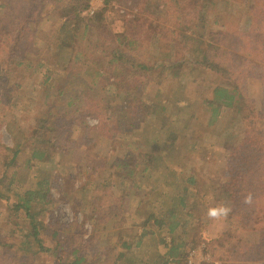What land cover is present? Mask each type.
Here are the masks:
<instances>
[{"label":"trees","instance_id":"trees-1","mask_svg":"<svg viewBox=\"0 0 264 264\" xmlns=\"http://www.w3.org/2000/svg\"><path fill=\"white\" fill-rule=\"evenodd\" d=\"M91 2L0 0V114L20 133L12 146L0 137V202L26 222L0 216L9 226L0 229V264H44L47 257L54 264H189L201 244L212 261L202 264H264V131L260 96L251 95L264 89V0H104L94 16H83ZM153 46L161 52L155 60L166 47L181 56L148 62ZM75 64L96 81L112 76L104 87L120 101L90 97L72 112L73 103L61 110L71 71L65 67ZM169 78L177 79L174 97ZM165 113L172 120L158 123ZM23 114L35 117L30 135ZM182 115L198 123L180 126ZM191 127L199 128L192 138ZM100 136L130 154L94 158L86 173L95 178L80 187L88 211L100 210L107 223L112 249H89L78 237L86 228L41 218L56 201L65 154L93 147ZM204 139L222 145L218 172L169 168L170 147L189 152ZM213 199L231 211L224 229L209 237L201 219ZM134 203L150 214L131 210Z\"/></svg>","mask_w":264,"mask_h":264},{"label":"rangeland","instance_id":"rangeland-1","mask_svg":"<svg viewBox=\"0 0 264 264\" xmlns=\"http://www.w3.org/2000/svg\"><path fill=\"white\" fill-rule=\"evenodd\" d=\"M92 2L98 9H100L103 6L104 0H92ZM147 50H148L147 51L148 56L145 55L144 59L147 60L148 62L160 61L161 59L165 61V60H168V58L169 60H172V59H176L179 56H181L179 51L171 52L169 48L166 47L164 56L162 58H159V60H155V58H157L161 54L160 49L153 46L152 49L148 48ZM166 54H170V55H166ZM174 54H176V56L171 57ZM66 69L71 70V71L68 73V76H67L68 84L65 87L66 92L63 98V105L66 106V108L60 107L61 110L63 111L65 109L67 110L68 108L67 105L73 103L74 105L72 107L69 105V109L72 112V110H74L80 105L82 100H85L86 98H90V97L98 98L97 99L98 102L106 101V102H109L110 104H113V101H112L113 99L118 100V102L120 101L113 94L111 93L107 94V88L104 87V84L106 83L111 84L114 81V78L110 76L109 74H106L105 76L101 78H98V80L96 81L92 77H90L88 74L86 73L84 74L83 69H78L76 64L74 65L73 68H71L70 65L66 66L65 70ZM122 72L123 70H121V73ZM176 80L177 79L173 80L169 78V79H165L164 81V83L167 84V86H169L170 88L167 90V92L169 91L168 94L171 97H174L175 93L178 92L175 90V88L177 87ZM194 82L196 81L194 80V81H191L190 83L192 84ZM147 92L149 95H153L152 92H150L149 90L148 91L145 90V94ZM251 95H253L254 98H256L257 96H260V99L257 103L260 107V110L258 111V113L259 115H262V119L258 121V128L264 131V89L262 88L260 90H257V88H252ZM202 107H204L203 104H202ZM31 111L39 112L40 106L37 104L36 105L33 104V109ZM21 112H24V111H21ZM186 114H189V113L187 112ZM2 116L3 115L0 114V137H1L2 142L12 146L14 145L16 139L18 138V137H15V135H18L20 133L17 131L18 127H15V129L8 128L6 126L5 121L2 119ZM35 116H40V115L35 114ZM22 117L24 118V120H22L23 129L26 132H28L30 135L35 129L33 128L35 124V117L30 114L28 116L26 114H23ZM30 117H33V118L30 119ZM176 119L178 120V122L180 121V126H182L183 124L185 125L186 123H192V124L198 123V122L190 121V117L186 115H182L180 117H177ZM156 120L158 123H160L162 121L164 122L166 120H172V119H170V115L168 113H165L161 117L156 118ZM89 121L91 122V124H96L97 121L99 120L98 118L90 117ZM191 128L195 129L196 131L194 132L191 131L189 135L190 138L196 135V133L198 132L197 130H199V128H194V127H191ZM219 129H223V126H221ZM206 132H208V130L204 131V133ZM218 134L225 135V134H222L220 131L218 132ZM199 135L201 136L202 133H200ZM75 138L76 139L74 141L75 142L74 144L77 143L80 145V141H81L80 135H76ZM170 148L168 152H166L165 154L167 164L170 165L169 168L183 167V168H187V171H190L195 166H198L199 168H201L203 167V165H205L206 168L209 170H216L218 172L221 169V167L214 164L218 156L220 154L222 156L223 149H222L221 144L212 145L209 140L204 139L201 142V145L198 148H195L193 151L192 149H190L189 152H185V150L182 151V149L170 150ZM70 153L71 154H68V153L65 154V161L63 164L60 165V167L65 168V172H63V177L62 178L56 177L55 190H54V196H55L56 201L50 207L49 210L43 213V217L41 218H43V220L45 221H48V220L54 221V219H58L62 223L68 226L72 224V227L69 226V228H75V231L79 230L82 232L83 228H86L87 230L86 233H82V235L78 234L77 232L76 233L78 234L79 238L84 239V243L87 244L89 249H90V246H93L95 249H97L96 248L97 244L98 246L102 244L105 246V248L109 246L112 249V245H110V242L107 238V234L104 236V231L107 230L108 232L109 230V228L107 227V223L103 224L101 221V218H99L100 210L97 211V214L96 213L92 214V212L88 211L86 205L83 203V196L81 195L82 191L80 190V187L86 181L85 178H88V177L95 178L93 176H88L91 174L87 175L86 173L87 169L90 170L92 168V165H95L94 162L92 161L94 158H97L101 162H104L105 159L116 158V157H119V159L123 160L126 157H128V155L130 154L128 151H125V149L121 150L120 147L116 145V141L114 138L106 139L103 136H100L99 140H95L93 147L83 148L77 151L73 150ZM179 159H182L184 162L183 161L179 162L178 161ZM222 159L223 158H221V160ZM226 159L228 161V164L230 165L229 159L227 157ZM172 162L174 164H172ZM56 163L57 162L53 164L54 166L53 168L55 170H58ZM83 167L86 169H83ZM104 169L105 168H99V171H103ZM229 169L230 167H228V169L225 171V174H227V171ZM158 183H159L158 186L163 185V183L160 181H158ZM220 197L221 195L217 196L216 198H220ZM100 198H104L106 202L110 200V197H105V194L100 195ZM220 204L221 202L216 199H213V201L212 200L207 201V205L209 206L208 209L210 207H214ZM129 208L131 210L135 209L141 212L145 211L146 215L150 212V211L148 212L146 211L143 203H141L140 205H137V203L131 204ZM101 211L103 212L102 209ZM207 211L208 210L202 211L203 216H202L201 222L202 220L204 221L203 223V229L205 231L204 233H205V236L215 237L217 234H219L224 229L226 225V221L229 218V214L226 217H223L217 220V219L209 218L207 215ZM6 212L9 214V217L12 220H17L18 218H20L18 216L19 214L15 210L10 208L8 205L0 202V216ZM131 212H134V211H131ZM135 217L139 219V217L137 216ZM18 221L21 223H26L23 218H20V220ZM6 227H9L8 222L4 221L3 218H0V229L3 230ZM168 240L171 241V239H168ZM47 243L48 245L52 244L50 240H48ZM71 244H74V246L76 244H81V240H76L72 238ZM196 248H195L196 250H199L197 255L192 256L190 253L189 260L193 258L196 264H202L204 262H207V259H201L203 255L204 256L208 255L207 251L205 250L204 244L198 245ZM191 252H194V250H192ZM40 260H43L42 262L44 264H54L53 259L49 257L42 258ZM216 261L218 264H222L220 260H216ZM120 264H129V262H126V260L124 261L122 260Z\"/></svg>","mask_w":264,"mask_h":264},{"label":"clouds","instance_id":"clouds-1","mask_svg":"<svg viewBox=\"0 0 264 264\" xmlns=\"http://www.w3.org/2000/svg\"><path fill=\"white\" fill-rule=\"evenodd\" d=\"M246 203H251V195L245 197ZM231 211V208L227 205L220 204L214 207H210L207 211V215L211 219H221L223 217H226L229 212Z\"/></svg>","mask_w":264,"mask_h":264},{"label":"built area","instance_id":"built-area-1","mask_svg":"<svg viewBox=\"0 0 264 264\" xmlns=\"http://www.w3.org/2000/svg\"><path fill=\"white\" fill-rule=\"evenodd\" d=\"M98 8L94 5V3L92 2L91 3V6L89 7V8H87L84 12H83V16H87V17H92V16H94V14H95V12H96V10H97ZM197 249V248H196ZM196 249H194V252H191V255L193 256V255H197V253H198V251L199 250H196ZM196 250V251H195ZM191 256V257H192ZM201 259H207V261H211V257L210 256H202V258ZM217 263V262H216ZM189 264H196L195 262H194V260H193V258H191L190 260H189ZM218 264V263H217Z\"/></svg>","mask_w":264,"mask_h":264}]
</instances>
